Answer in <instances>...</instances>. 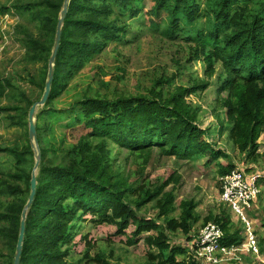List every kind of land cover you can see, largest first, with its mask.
<instances>
[{
  "label": "trees",
  "instance_id": "trees-1",
  "mask_svg": "<svg viewBox=\"0 0 264 264\" xmlns=\"http://www.w3.org/2000/svg\"><path fill=\"white\" fill-rule=\"evenodd\" d=\"M143 1L70 0L51 95L37 115L42 161L36 197L27 216L21 264H71L74 240L87 215L92 216L91 224L115 226L122 236L135 226L131 246L147 235L143 239L149 249L146 264H204L189 256L195 246L191 237L189 248L171 244V236L189 237L201 220L194 200H185L177 208L176 188L167 190L172 183L178 184L180 177L175 174L157 184L140 183L134 180L136 172L142 176L158 151L162 157L177 160L207 157V165L216 164L223 177L237 168L234 159L219 146L226 134L239 154L246 156V164L257 167L259 140L264 134V0H151L149 14L156 19L165 16L161 23L151 21V26L168 25L163 33L168 39L185 36L186 63L202 62L204 78L167 91L166 86L178 75L163 73L144 94L126 90L102 93L100 88L109 85L101 82L98 90L86 91L68 110L58 108V100L77 75L110 45L126 39L128 18H138V6ZM64 2L17 0L12 7L0 8V14L14 8L35 24L37 32L20 25L16 35L26 50L22 63L43 65L39 80L28 73V80L40 89L35 100L13 75L0 73V119L5 118L11 127L26 129L27 135L23 146L0 144V155L7 154L10 164L7 172H0V264H14L35 166L28 116L44 94ZM172 62L183 66L179 60ZM213 85L218 92L211 112L216 124L202 128V109L188 98ZM2 100L8 104L2 106ZM67 111L76 116L78 124L85 120L87 133L66 147L60 162L55 163L43 142L51 129L48 122L40 121L45 115ZM123 158L126 166L121 163ZM221 159L228 165L224 166ZM150 204L158 213L157 219L139 216ZM229 211L210 215L203 226L218 224L225 234L224 246H241L246 241L244 224H236L231 208ZM84 259L110 264L103 253L91 258L86 252Z\"/></svg>",
  "mask_w": 264,
  "mask_h": 264
},
{
  "label": "rangeland",
  "instance_id": "rangeland-1",
  "mask_svg": "<svg viewBox=\"0 0 264 264\" xmlns=\"http://www.w3.org/2000/svg\"><path fill=\"white\" fill-rule=\"evenodd\" d=\"M14 2H17V0H0V8L5 6L12 7ZM152 5L151 0H144L138 6L141 10L138 18H128L130 27L126 39L110 45L102 55L97 57L94 62L89 63L77 75L57 102L60 110H68L69 106L86 91L90 89L93 91L98 90L101 82L109 85V88H100L102 93L116 94L124 93L122 90H126L127 92L125 93L144 94L152 88L154 80L163 73L169 76L178 75L170 86H166L167 91L177 86H190L193 81L204 78L205 66L202 62L186 63L188 43H186L185 36L180 34L173 39H168L163 34L168 25L162 24L161 27L151 26V21L161 23L162 18L165 17L156 19L151 16L149 13ZM20 25H26L36 31L35 24L14 8H11L10 12L0 14V73L5 77L13 75L29 97L35 100L40 95V89L28 80V73H31L39 80L43 65L26 66L22 63L26 50L16 35ZM174 59L179 60L183 66L180 67L174 64L172 62ZM217 98L218 92L215 85L206 92L188 98V101L193 103L194 106L202 109V128L216 124L211 112L212 104ZM1 104L5 106L8 101L2 100ZM40 111L41 109L38 110V113ZM43 119L40 123L45 124L44 121L48 122L47 124H49L51 129V132L44 136L43 142L49 147V154L54 162L59 163L63 150L76 144L80 137L87 133L84 127L85 120L81 119V124H78L76 116L70 114L69 111L45 115ZM219 141L217 140L219 146L234 159L236 169L245 171L246 176L251 177L254 175L251 170L264 171V134L259 140L260 148L257 153L259 162L257 167L254 166L255 168H251L250 165L246 164V156L239 154L229 142L227 134L223 140ZM26 143V129L11 127L7 124L5 118L0 119L1 145L23 146ZM0 157V172H7L10 166L9 157L7 154H1ZM244 160L245 163H243ZM125 161L124 158L121 161L123 166L127 165ZM207 161H209L207 157H197L191 161L177 160L173 157H162L156 151L143 175L140 176L137 172L135 174L134 180L140 183L147 181L156 184L159 180L164 182L177 174L180 177L179 183H172L167 189L176 188L177 208L185 200H194L197 203V212L201 220L194 226L189 237L182 234L171 236V244L174 246H188L189 248L192 241L200 237L201 232L209 224H216L211 222L203 226L207 217L219 215L222 210L229 211L230 209L222 200V176H219L216 164L208 166ZM221 163L224 166L228 165V162L224 159H221ZM128 164L134 170L138 168L137 165H133L131 162ZM249 171L250 173H248ZM151 206L152 204L145 211L140 212L139 216L147 219H157L158 213ZM247 215L253 225V231L258 243V252L256 254H254L255 252L250 253L249 250L243 248L242 245L245 244V241L239 247L236 257L222 256V261L219 264H264V252H261V242L262 240L264 241V179L260 181L258 200L247 211ZM231 217L236 224H242L239 216L235 213H231ZM91 218V215H87L81 223L80 232L74 240L75 245L71 254V264H99L90 262L89 259H84L86 252L89 253L91 258H96L97 255L103 253L110 264H146L149 249L143 239L147 235L137 238L139 243L131 246L129 239L132 238L133 233L136 231L135 226H131L126 234L122 236L118 235L115 226H95L91 224ZM216 225L219 226L218 224ZM222 232L224 234L223 230ZM242 234L246 238L245 224ZM190 237L192 238L191 242H189ZM189 256L193 257L194 261H198L195 258L194 249L189 253Z\"/></svg>",
  "mask_w": 264,
  "mask_h": 264
},
{
  "label": "built area",
  "instance_id": "built-area-1",
  "mask_svg": "<svg viewBox=\"0 0 264 264\" xmlns=\"http://www.w3.org/2000/svg\"><path fill=\"white\" fill-rule=\"evenodd\" d=\"M261 179H264V171H258L250 177L246 176L245 171L240 169H236L221 178L223 202L245 224L247 236L242 247L249 250L250 253L255 252L254 254L258 252V243L247 211L258 200ZM223 239L224 234L221 228L216 224H209L194 242V255L198 262L219 264L222 261V256L236 257L241 246H224L222 244Z\"/></svg>",
  "mask_w": 264,
  "mask_h": 264
},
{
  "label": "water",
  "instance_id": "water-1",
  "mask_svg": "<svg viewBox=\"0 0 264 264\" xmlns=\"http://www.w3.org/2000/svg\"><path fill=\"white\" fill-rule=\"evenodd\" d=\"M69 1L70 0H65L63 10L60 13L54 47H53L52 54L49 60V70H48V76H47L44 94L41 100L36 102L29 111V117H28L29 138H30L32 149L35 153V166H34L33 173H32L31 194H30L28 203L25 206L23 214H22L21 228H20V234H19V239H18L16 253H15L14 264H21V258L23 254L24 241H25V235H26L27 216H28L29 210L31 209L34 203L35 197H36L37 185H38L37 175H38V171H39L41 161H42L41 149L39 145V138H38V132H37L38 110L46 106L49 100V97L51 95L52 84L54 81V74H55L56 59L58 56L59 49L61 47L63 27H64L67 13H68Z\"/></svg>",
  "mask_w": 264,
  "mask_h": 264
}]
</instances>
